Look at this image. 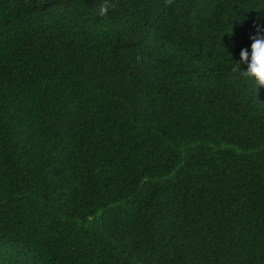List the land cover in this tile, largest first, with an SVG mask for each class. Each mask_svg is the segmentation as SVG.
<instances>
[{"label":"trees","instance_id":"obj_1","mask_svg":"<svg viewBox=\"0 0 264 264\" xmlns=\"http://www.w3.org/2000/svg\"><path fill=\"white\" fill-rule=\"evenodd\" d=\"M96 3L0 0V264H264V0Z\"/></svg>","mask_w":264,"mask_h":264},{"label":"clouds","instance_id":"obj_2","mask_svg":"<svg viewBox=\"0 0 264 264\" xmlns=\"http://www.w3.org/2000/svg\"><path fill=\"white\" fill-rule=\"evenodd\" d=\"M129 7H132L131 5ZM160 9L166 10L170 7H179L178 0H162L158 5ZM120 8L118 0H97L95 14L101 19L109 17L111 12H116ZM257 9H264V4L258 5ZM252 41L250 51L241 49L239 62H234L230 58L226 61L229 79L233 82H242L256 91L257 87H264V27L257 25L256 34L250 36ZM146 57L137 53L134 57V64L146 61ZM246 64V70H242L240 64Z\"/></svg>","mask_w":264,"mask_h":264}]
</instances>
